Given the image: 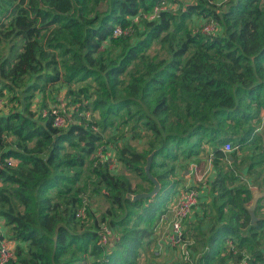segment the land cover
<instances>
[{
    "label": "trees",
    "instance_id": "obj_1",
    "mask_svg": "<svg viewBox=\"0 0 264 264\" xmlns=\"http://www.w3.org/2000/svg\"><path fill=\"white\" fill-rule=\"evenodd\" d=\"M168 2L177 1L0 0L1 95L19 92L29 100L46 84L93 82L68 89L77 107L62 110L64 127L53 126L43 110L0 115V219L17 245L4 264H87L91 257L90 264H138L179 191L169 162L179 153H195L202 142L212 149L214 176L196 184L198 201L207 196L202 221L190 224V237L183 228L191 248L201 251L190 264H264V196L252 221L254 193L244 180L249 174L258 189L264 184V136L258 132L260 127L264 133V0H193L160 11L154 20L133 21ZM194 14L215 23L217 32L187 31ZM116 26L128 32L114 36ZM156 41L159 49L152 53ZM83 100L98 120L87 109L78 113ZM114 119L132 138L144 140L139 150L117 146L125 173H115L109 160L101 163L96 155L99 149L107 153L102 134ZM226 143L236 149L231 161ZM242 149L247 153L238 156ZM150 154L160 190L134 199L153 188L145 174ZM87 163L104 200L100 219L90 226L80 222L92 215L77 183ZM83 205L85 215L77 217ZM101 223L113 234L106 244ZM0 242L7 243L1 234Z\"/></svg>",
    "mask_w": 264,
    "mask_h": 264
},
{
    "label": "rangeland",
    "instance_id": "obj_2",
    "mask_svg": "<svg viewBox=\"0 0 264 264\" xmlns=\"http://www.w3.org/2000/svg\"><path fill=\"white\" fill-rule=\"evenodd\" d=\"M174 2H168L166 5V9L170 10H177L180 5L187 4L190 2H193V0H175ZM206 19L202 17H198L197 15H192L190 18L186 20V30L189 32H196L198 30L202 31V28L207 24H210L211 22L206 23ZM142 28V25H139V29ZM203 32V31H202ZM181 34V32H179ZM159 49V43L156 41L150 51L152 53ZM3 47L0 46V57L3 55ZM93 82L92 80L88 79L86 81L80 82V83H72L70 86L65 85L63 81L56 82L53 84H46L42 90L38 89L35 90L32 93V97L28 100L24 98L21 93L17 92L16 95H14L13 92L9 91H3L2 97L4 100L3 107L0 109V115L5 114L11 110H19L22 111L25 107L28 108V110H31L34 114H37L40 112V110H50L53 108L63 110L64 112L71 113L74 109L76 110V104H74L72 98L68 94V89H74L78 90L81 86H92ZM78 98H82L79 96ZM86 101L83 100V108L78 109V113L83 112L81 110H86V114L92 115V120H98V112L95 110H92L91 106L88 105L86 107ZM74 110V111H75ZM83 112V113H84ZM261 115H264V109L261 110ZM264 136V133L262 129L259 127V131ZM117 133V134H116ZM116 134V135H115ZM107 142L108 148L106 152L111 156L112 159L117 161L116 158V148L117 146H123V145H129L132 149L139 150L142 144L144 143V140L141 138H132L131 134L127 131V126L120 125L118 122L114 119V124L110 125L107 130L102 134ZM264 138V137H263ZM197 151L193 154H191L188 157H185V154H180L177 156V159L174 162H169L170 165L174 166V178L177 180V178L181 181L179 183L178 180V188L185 189L191 186L195 185H189L188 183L185 185L184 179H192L191 177H184V174L187 172L189 173L190 170H196V173L199 177H201L202 181H197V184L200 186L203 184H208V180L212 179L214 176L213 172V163H212V149L209 146L208 143L202 142V144L199 147L195 148ZM235 149V147H234ZM259 149L257 148L255 152H259ZM236 150V149H235ZM247 153V150H240L238 153V156H242ZM178 154V153H177ZM104 162V161H103ZM118 162V161H117ZM102 163V162H101ZM89 163H87L82 169H80V177L77 181L78 185H83L84 192H83V198H85L84 204H86V208H88L91 212L92 216H88L86 213L85 218H81L80 222L84 224H88V226L91 225L92 221L94 219H100V213H101V206L103 205V196L102 194L97 191L96 188H94L93 183V176L91 175L89 171ZM115 173H125L124 169L119 165L118 169L114 171ZM128 176L131 178V181L133 183L137 182V179L133 175ZM248 180L253 179V176L251 175H244V180L247 182ZM203 182V183H202ZM180 189V190H181ZM102 191V190H101ZM205 197L206 195L203 194L202 197H200V200L197 204H199L200 208L205 203ZM198 205H195L194 207H197ZM198 211V212H194ZM191 215L187 216V220L184 224V230H185V236L190 237L191 230H192V224H195L194 220H198V222L202 221L201 219V209H194ZM85 215V214H84ZM201 219V220H200ZM200 220V221H199ZM188 222V223H187ZM190 222V223H189ZM193 222V223H192ZM192 223V224H191ZM191 224V225H190ZM189 228V232H188ZM187 230V232H186ZM5 232V233H4ZM7 228L4 224H0V234L1 237H4V239L7 241L11 249L13 250L16 248V244L12 243L10 239H8L7 235ZM186 238V237H185ZM188 239V238H187ZM23 245V244H22ZM171 247V246H170ZM173 252L164 250L163 248L154 247L153 249H144L142 251V254L139 259L138 264H190V262L183 259V257L179 254V251L176 248H172ZM193 252V256L191 258V262H196L200 255V249L199 248H191ZM167 251V252H166ZM87 264H90L93 261V258H87L86 259ZM227 264H236L233 260H229Z\"/></svg>",
    "mask_w": 264,
    "mask_h": 264
},
{
    "label": "built area",
    "instance_id": "obj_3",
    "mask_svg": "<svg viewBox=\"0 0 264 264\" xmlns=\"http://www.w3.org/2000/svg\"><path fill=\"white\" fill-rule=\"evenodd\" d=\"M166 9V3H161L159 5H156L152 11L148 13H138L137 15L133 16V21H138L139 18H143L146 20H154L160 11ZM202 31L206 34H215L217 32V25L215 23H210L207 25H204L202 28ZM128 32V29L121 28L119 26H116L112 30V35L114 36H120L122 34H126ZM4 100L2 95L0 94V109L3 107ZM46 113H50L53 118V126L55 127H64L68 120L67 116L63 113L60 109H50L43 111V115ZM88 116V114H87ZM264 117V115H262ZM223 150L225 153L230 154L234 147L231 146V144L226 143L223 146ZM96 155L99 157L100 161L103 162L106 159L109 160V169L112 171H115L119 167V163L111 158V156L107 153H103L100 149L97 150ZM7 162L10 164L15 163V160L8 159ZM198 197L199 192L194 187H188L185 189L179 190L173 197L169 207L167 208L170 210V217L167 219L165 217V214L161 216V220H169L170 224V230L167 234L162 236V240L164 244L167 246H171V248H176L179 251V254L183 257L184 260L191 262V258L193 256V252L191 250V246L193 244L192 239H187L184 237L183 233V221L187 216L191 214L194 206L198 203ZM85 213V205H83L76 213L77 217H83ZM157 228L154 227V230ZM99 233L102 244H106L109 241V238L113 235L111 229L108 227L107 224L101 223L99 226ZM12 257V249L6 242H0V264H4L7 262L9 258ZM242 264H246L245 261H243Z\"/></svg>",
    "mask_w": 264,
    "mask_h": 264
},
{
    "label": "crops",
    "instance_id": "obj_4",
    "mask_svg": "<svg viewBox=\"0 0 264 264\" xmlns=\"http://www.w3.org/2000/svg\"><path fill=\"white\" fill-rule=\"evenodd\" d=\"M231 155L229 154V159H230V161H231ZM184 177L186 178H188V177H191L192 179H187V180H185L184 179V182H185V185L188 183H190L189 185H195V184H197V179H201V177H199L198 176V174L195 172L194 174L192 173V171L190 170V172L189 173H185L184 174ZM247 178V177H246ZM180 179V178H179ZM178 178H177V180H179ZM179 183H181V181L179 180ZM247 183L249 184V186L251 187V189L253 190V193H254V199L257 201V199L259 198V197H262V196H264V184L262 183V185H261V187H262V189L260 190V189H258L256 186H254L253 185V183L251 182V179L250 180H248V178H247ZM181 188L179 187V190H180ZM255 201V202H256ZM262 205L264 206V200L262 201ZM196 209H199L200 210V206H199V204H198V206L197 207H195ZM194 208V209H195ZM194 209H193V211H194ZM192 211V212H193ZM192 212H191V214H192ZM194 212H198V211H194ZM190 214V215H191ZM165 217L168 219L169 217H170V210H166V213H165ZM161 219V218H160ZM160 219H159V221L157 222V224L155 225V227L157 226V228L153 231V233H152V235L149 237V239H148V241H147V243H146V245H145V248L144 249H150L151 250V248L153 249L154 247H157L158 246V248H163L164 250H168V251H171V252H173V249L170 247V246H167L166 244H164V242H163V240L161 239L162 238V236H164L165 234H167L168 232H169V230H170V224H169V220H161L160 221ZM195 221V220H194ZM4 223V221L2 220V219H0V224H3ZM184 224H185V222H183V228H184ZM5 233V232H4ZM167 252V251H166ZM139 263V262H138Z\"/></svg>",
    "mask_w": 264,
    "mask_h": 264
},
{
    "label": "water",
    "instance_id": "obj_5",
    "mask_svg": "<svg viewBox=\"0 0 264 264\" xmlns=\"http://www.w3.org/2000/svg\"><path fill=\"white\" fill-rule=\"evenodd\" d=\"M151 160H152V154H150L147 157V162L145 165V174L146 176L151 180V182L153 183V188L150 192H141L138 193L134 196V199H140V198H150L153 197L159 190H160V183L159 181L151 175L150 173V164H151ZM256 200L253 198V202L249 208L250 214H251V220L254 221L256 219L255 215H254V206H255V202Z\"/></svg>",
    "mask_w": 264,
    "mask_h": 264
}]
</instances>
